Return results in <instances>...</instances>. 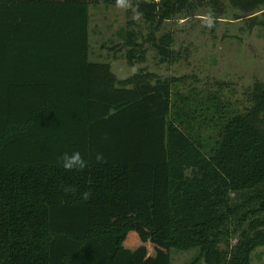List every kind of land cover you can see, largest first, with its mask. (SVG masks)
<instances>
[{"label": "trees", "instance_id": "obj_1", "mask_svg": "<svg viewBox=\"0 0 264 264\" xmlns=\"http://www.w3.org/2000/svg\"><path fill=\"white\" fill-rule=\"evenodd\" d=\"M129 3L151 31L228 7L264 27V0ZM96 4L117 0H0V264H170L172 248H198L191 264H251L264 246V80L232 102L142 69L118 79L89 59ZM154 39L161 63L178 57L169 34ZM127 44L129 65L145 59ZM76 151L85 167L66 170Z\"/></svg>", "mask_w": 264, "mask_h": 264}, {"label": "rangeland", "instance_id": "obj_2", "mask_svg": "<svg viewBox=\"0 0 264 264\" xmlns=\"http://www.w3.org/2000/svg\"><path fill=\"white\" fill-rule=\"evenodd\" d=\"M228 7L225 18L216 19L200 8L195 15L173 17L151 31L142 15L129 3L126 7L96 4L89 6V59L109 61L118 79L130 77L137 70L160 77L181 78L177 89L189 94L220 90L225 98L241 100L243 92L255 80H264V27L249 28L246 17ZM213 23L209 27L207 18ZM127 34L136 46L147 50L143 61L129 65L126 59ZM172 37L171 47L178 52L172 61L161 63L153 53L149 35ZM236 236L231 238V243ZM198 248L170 249V264H191ZM251 264H264V246L251 253ZM196 264H205L203 259Z\"/></svg>", "mask_w": 264, "mask_h": 264}, {"label": "clouds", "instance_id": "obj_3", "mask_svg": "<svg viewBox=\"0 0 264 264\" xmlns=\"http://www.w3.org/2000/svg\"><path fill=\"white\" fill-rule=\"evenodd\" d=\"M117 4L120 7H126V0H117ZM212 19L209 16L207 18V24L209 27L212 26ZM63 167L66 170H71V169H82L85 167V161L83 160L81 154L76 151V152H72L71 154L65 153L63 155ZM97 160H103V155L102 154H97ZM85 198H87V193L84 194Z\"/></svg>", "mask_w": 264, "mask_h": 264}, {"label": "built area", "instance_id": "obj_4", "mask_svg": "<svg viewBox=\"0 0 264 264\" xmlns=\"http://www.w3.org/2000/svg\"><path fill=\"white\" fill-rule=\"evenodd\" d=\"M148 1H150V2H155V3L160 2V0H148Z\"/></svg>", "mask_w": 264, "mask_h": 264}]
</instances>
